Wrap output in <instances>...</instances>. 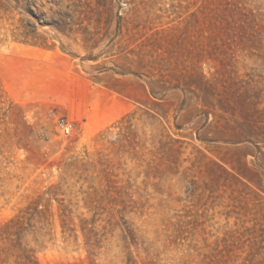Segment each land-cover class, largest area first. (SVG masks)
<instances>
[{"label": "rangeland", "instance_id": "374dc122", "mask_svg": "<svg viewBox=\"0 0 264 264\" xmlns=\"http://www.w3.org/2000/svg\"><path fill=\"white\" fill-rule=\"evenodd\" d=\"M22 249L264 264V0H0V264Z\"/></svg>", "mask_w": 264, "mask_h": 264}, {"label": "built area", "instance_id": "2783aa9c", "mask_svg": "<svg viewBox=\"0 0 264 264\" xmlns=\"http://www.w3.org/2000/svg\"><path fill=\"white\" fill-rule=\"evenodd\" d=\"M73 127H74L73 123L64 116L56 117V128L61 134L63 135L70 134L73 130Z\"/></svg>", "mask_w": 264, "mask_h": 264}, {"label": "trees", "instance_id": "16d2710c", "mask_svg": "<svg viewBox=\"0 0 264 264\" xmlns=\"http://www.w3.org/2000/svg\"><path fill=\"white\" fill-rule=\"evenodd\" d=\"M10 222H13V220H11ZM14 263L15 264H37V261L33 257L32 254L28 253L25 249H22V253L15 256Z\"/></svg>", "mask_w": 264, "mask_h": 264}]
</instances>
